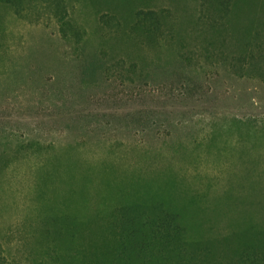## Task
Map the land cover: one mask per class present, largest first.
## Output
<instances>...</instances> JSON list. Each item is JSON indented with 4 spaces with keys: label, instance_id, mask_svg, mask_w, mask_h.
Here are the masks:
<instances>
[{
    "label": "rangeland",
    "instance_id": "rangeland-1",
    "mask_svg": "<svg viewBox=\"0 0 264 264\" xmlns=\"http://www.w3.org/2000/svg\"><path fill=\"white\" fill-rule=\"evenodd\" d=\"M103 2L69 0L79 47L0 7V152L7 140L34 145L0 176L1 227L33 212L49 172L56 185L82 182L85 171L93 184L179 182L205 202L230 183L264 182V83L198 56L203 40L221 41L195 31L202 0H127L117 12ZM236 5L232 26L264 34V0ZM140 11L164 15L170 42H135L129 26Z\"/></svg>",
    "mask_w": 264,
    "mask_h": 264
},
{
    "label": "trees",
    "instance_id": "trees-1",
    "mask_svg": "<svg viewBox=\"0 0 264 264\" xmlns=\"http://www.w3.org/2000/svg\"><path fill=\"white\" fill-rule=\"evenodd\" d=\"M103 3L117 12L127 0ZM0 7L24 22L54 25L65 43L82 44L84 32L72 18L69 0H0ZM200 7L195 31L204 34L208 28L221 41L203 40L198 56L221 61L236 78L264 83V34H241V26H232L236 0H202ZM165 22L155 11L137 12L130 34L135 42L138 35L154 44L165 37L167 44ZM179 44L180 51L186 48ZM131 70L136 73V66ZM8 141L9 149L0 152V176L9 162L34 148L19 138L14 148ZM54 174L40 177L34 187L33 212L0 226V264H264V182L230 183L205 202L179 182L93 184L87 180L93 172L85 171L82 182L56 185Z\"/></svg>",
    "mask_w": 264,
    "mask_h": 264
}]
</instances>
